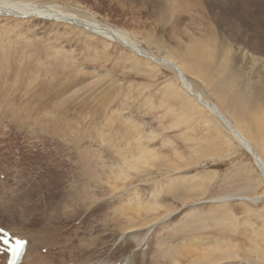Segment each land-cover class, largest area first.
Wrapping results in <instances>:
<instances>
[{
  "label": "rangeland",
  "instance_id": "1",
  "mask_svg": "<svg viewBox=\"0 0 264 264\" xmlns=\"http://www.w3.org/2000/svg\"><path fill=\"white\" fill-rule=\"evenodd\" d=\"M80 1L82 6L79 8L69 7V4H59V7L74 13L80 11L75 14L81 17L87 15L83 6L90 7L97 13L96 20L108 27L129 32L130 38L153 55H158L156 49L144 41V35L139 36L138 33H149L167 41L168 37H172L169 26L158 23L153 16V11L159 13L158 4L163 0ZM193 11L188 14L186 10L181 11L179 17L185 20L193 18L196 15ZM262 15V23L259 25L264 24V12ZM10 19L0 17L1 226L21 232L16 236H30L34 239L32 243L36 246V254L33 257L40 254L56 262L62 250L68 252L71 246L75 250H86L98 239L96 244H99L91 246L88 255L65 259L67 264L76 263L81 258L82 263L86 258L95 263L103 245L110 246L119 240V235H123V240L130 233L121 230L124 221L121 218L119 221L117 213L124 203L121 197L129 193L132 187H139L143 188L140 194L143 202H146L149 193L157 187L163 188L160 196L164 198L169 188L167 184L174 181L175 177L172 173L171 177L165 179L164 173L154 170L150 175L144 172L133 174L130 181L113 193L107 183L96 189L92 187L97 186L93 182H99L103 175L91 167L87 170V166L92 163L94 165L98 160V169L105 174V170L107 173L110 167L120 166L122 156H137L139 150L145 148L154 150L159 156H167L168 159L183 154L187 159L185 162L190 166L187 167L189 176L211 177L207 194L202 197L199 206L195 207L202 214L212 205L209 198L228 194L233 196L227 206L224 205V211L229 215L219 208L225 217V225L217 226L207 221L206 229L201 230L193 225L189 227L186 223L194 212L189 205L178 209L169 217V222L164 220L166 222L160 226L167 227L156 237L149 238L154 243L150 247V264H165L160 260L162 251L157 244L161 238L167 242L164 251H168L167 246L171 243L188 247L191 245V249H201V245L204 248L208 242L213 245L223 244L226 245L223 250L243 252L238 258L209 264H249L248 251L254 243L264 246V219L260 216L264 213V200L253 204L244 198L263 193L264 187L258 180V171L251 157L241 149L236 146L233 149L225 148L213 139V134L209 133L208 126L201 118L186 116L184 96L181 91L175 93L174 72L166 67L156 68L143 58H134L128 49L117 44L105 49L101 40L89 38L78 30L68 33L67 28L60 26L57 31L50 32L48 26L41 24L32 31H25L23 28L26 25L20 26ZM190 27L196 29L195 26ZM228 39H225L226 43L233 49L230 54L232 68L238 69L237 74L245 77V83L254 85L264 96V59L259 57L260 54H247L242 44L234 42L235 39ZM92 44L95 46L92 47ZM58 47L63 48L58 51ZM216 47L221 48L220 43ZM255 57L262 61L254 65ZM202 146L208 154L197 156V151H203ZM177 164L181 165V162ZM37 170H43L41 176L36 175ZM80 171L84 172L85 177L80 178ZM155 173L158 175L155 176ZM155 177L156 182L148 181ZM84 179L89 184L93 183L91 187L88 186L91 194L89 197L84 196L85 189L80 186ZM142 180L148 182H139ZM18 189H21L18 195L24 201L23 206L40 205L43 211H47L48 219L52 215L55 217L51 226L55 227L54 230L48 226L47 217L37 222L35 218L31 219L30 212L24 207L19 206L22 210L16 207L18 211L15 213L10 210L12 207L9 209L11 205L17 204L15 199L11 202L10 196ZM37 190L41 191L39 198L33 196ZM216 206H213L214 209ZM165 215L161 212L158 218L162 219ZM55 219L60 221L53 225ZM157 224L160 222L149 226ZM64 241H67L65 245L68 249L62 247ZM115 245L110 248V252L115 249ZM134 250L140 254L145 248ZM189 257L182 264H194L191 254ZM2 261L3 258L0 264Z\"/></svg>",
  "mask_w": 264,
  "mask_h": 264
},
{
  "label": "bare ground",
  "instance_id": "2",
  "mask_svg": "<svg viewBox=\"0 0 264 264\" xmlns=\"http://www.w3.org/2000/svg\"><path fill=\"white\" fill-rule=\"evenodd\" d=\"M59 4H69V7L71 6L73 8L82 6L80 0H0V17H10L14 22L19 23L18 25H26L23 28L25 31H32L41 24L48 26L50 32L57 31L60 26L67 28L68 33L78 30L81 34L89 38L101 40L105 49L109 48L112 44H117L126 50L128 49L134 58L135 56L140 57V59L143 58L147 60L156 68L166 67L173 71L176 80L174 85L177 88L175 89V93L181 91L185 97L182 98L186 116L201 118L203 123L208 126L209 133L213 134V139L215 138L219 141L223 147H231L233 149L236 146L249 155L253 165L258 171V180L264 187V96L254 88V85L251 86L245 83V77L237 74L238 69L232 68L230 54L233 49L225 40L228 38L231 40L235 39L234 42L237 41L246 48L247 54L251 53L257 56L260 54L259 57L261 56V58L264 59V24H258L262 21L261 17L264 12L263 0H163L162 3L160 2L158 4V8H160L159 13L153 11V16L158 23H164L169 26L172 37H168L167 41L149 33H138L139 36L144 35V41L152 46V48L154 47L158 55H153L140 46L130 38L129 32L108 27L96 20L97 13L90 7L83 6L84 13L86 10L87 15L81 17L75 14L80 11L75 13L72 11L70 12L60 8ZM193 9V12L196 13L193 18L185 20V18L179 17L181 16V11L186 10L188 14ZM174 13L177 15H174ZM209 24H211L212 27H210ZM190 26H195L196 29ZM162 27L164 28V26ZM167 34H169V31ZM218 43H220L221 48L216 47ZM93 46L95 45L92 44V47ZM62 48L63 47H58L57 50L61 51ZM162 54H164L163 57L160 56ZM257 59V57L253 58L254 65L262 61V59ZM242 68L243 67L239 68V70ZM262 74L264 75V70ZM207 154L208 151L205 150V148H203V151L196 152L197 156H205ZM213 154L214 153H211V155ZM121 159L122 162L120 166L110 167L107 173L105 170V174H103L102 170L98 169V160L94 162V165L97 167L92 165L93 163L87 166V170L91 167L96 173L101 172L103 175L100 174L103 178L101 177L99 182H93L96 183L97 186L93 185L92 187H103L102 185L107 183L110 185L113 193H115L120 190L127 181H130L133 174L137 175L144 172L150 175L152 170L164 173L165 179H168L170 174L173 173L175 180L172 182L169 181L167 184L169 188L167 193L165 192L166 197L163 196L164 198H162L160 196L163 193V188L160 189L155 187L152 192L149 193V199H147L146 202H143L142 195L140 194V190L142 189L141 191H143V188L132 187L129 193H125V196L123 198L121 197V199H124V203L117 212L119 214V221L121 222V219L124 221L121 230L130 231V233L125 235L123 240H121L123 235H119L117 238L119 240L115 239L116 241L112 242L110 246L103 245L100 250L97 248L99 251L97 253L98 256L96 255V260L98 261L95 263L91 262L92 259L87 261V258L84 260L85 262L82 263L83 258H81V260L79 259L76 263L72 264H150V247L154 244L153 239L152 242H150V236L153 238V236L156 237V234L161 233V231L167 227V225L160 226L163 222H166L164 220L169 222V217L174 215L178 209L183 206L189 205L192 207L191 210L194 211L193 215H191L186 223L189 227L193 225L198 229L201 228V230L204 228L206 229L207 226L205 223L207 221L217 226L225 225L223 222L225 217H223L224 215H222V213H227V211H224L226 208L224 205L227 206L233 196L226 193L228 195H220L214 199L209 198L212 205L209 206V210L205 214H202V212L195 207L199 206L198 203L202 200V197L207 194L211 177L209 175L189 176V168L187 167L190 166L185 162L187 159L183 154H176L173 159H168L167 156H159L154 150L150 151L144 148L139 150L137 156L126 154L122 156ZM178 162H181V165L177 164ZM164 167L167 168L163 169ZM42 171L43 170H37L36 175L41 176L40 173ZM154 175L157 176L158 174L155 173ZM160 175L162 176V174ZM79 176L80 178L85 177L84 172H81ZM88 179L91 180L90 177ZM156 179L155 177L153 180L148 181L156 182ZM234 180L236 181V179ZM84 181L85 179L80 186L84 187L86 194L84 196L86 197L90 194V184L93 183L89 184V181ZM148 181L142 180L139 182L147 183ZM246 182L248 183L247 180ZM158 183L160 184V182ZM246 188H248V186ZM18 191L20 194L21 189H18L12 192L10 196L11 202L17 201L16 206L14 204L10 206L11 202L10 204L8 203L10 206L9 209L12 207L10 210H12L13 213L17 212V208L20 206L22 208L24 207L26 211L28 210L31 214V219L35 218L37 222L41 221L43 217L48 216L47 211H43L40 205L32 204L30 206H23L24 201H21L22 197H20L21 199L19 198ZM37 191L36 195L33 196L39 198V193L41 191ZM91 198L92 197H90V199ZM244 198L250 203L259 204L264 200V191L260 195L252 197L245 196ZM173 201H175V203ZM213 206H216V209H214ZM262 209V212H264V208ZM219 210H223V212L220 213ZM161 212H164L166 215L162 219H159L158 216ZM227 215L229 214L227 213ZM260 216L264 219V213L262 215L260 214ZM51 218L52 220L50 221ZM51 218L48 219L47 217L49 221H47L46 218L45 221L51 223V225L49 223L47 224L54 230L55 227L53 226L52 228L51 226L54 220L53 218L55 217L52 215ZM59 221L60 219H55L53 225L58 224ZM158 221L160 224H157V226H149ZM146 226H149L147 227L148 229L143 230ZM210 228L213 227L210 225ZM262 229L264 231V228ZM6 231L12 233L14 236L21 233H17V231L10 229H6ZM17 237L29 240L27 242L22 264H67L65 262L67 257L72 260L84 254L88 255L87 251L91 249L90 247H96V245L99 244H96L98 240L96 239L86 250H75L72 248L74 246L70 245L71 247L69 248L71 249L68 252L62 250L60 252V258L56 262L55 259L40 254L33 257V255L36 254V246L32 243L34 239L32 240L30 236ZM262 238L264 239V236H262ZM66 243L67 241L61 246H66ZM116 243L118 244L117 246L115 245ZM166 243L165 238L157 240V244L161 247L162 251L160 260H163L165 264H182L186 259H190V254L194 264H209L238 258L243 252V250H239V252L236 251L232 253L230 250H223L226 245L219 243L213 245L210 242L206 244L203 243L205 244L204 248H202V245L199 246L201 249H191V245L189 244L188 247L171 243V245L168 244L167 246L168 251H164L163 249H166ZM191 244L193 245L192 242ZM114 245L115 249L110 252V248ZM139 248H145V250L143 252L140 251V254L135 253L134 249ZM66 249H68L67 246ZM108 252H110V255ZM129 254H132V256ZM103 256L106 257L102 258ZM248 256L249 260H247V262L249 264H263L264 246L261 247L254 243V246L248 251Z\"/></svg>",
  "mask_w": 264,
  "mask_h": 264
},
{
  "label": "snow or ice",
  "instance_id": "3",
  "mask_svg": "<svg viewBox=\"0 0 264 264\" xmlns=\"http://www.w3.org/2000/svg\"><path fill=\"white\" fill-rule=\"evenodd\" d=\"M17 243H18V245H20V244H23V241H18Z\"/></svg>",
  "mask_w": 264,
  "mask_h": 264
}]
</instances>
